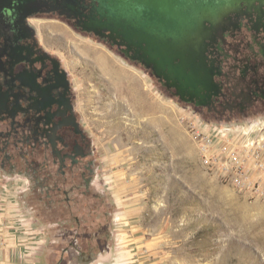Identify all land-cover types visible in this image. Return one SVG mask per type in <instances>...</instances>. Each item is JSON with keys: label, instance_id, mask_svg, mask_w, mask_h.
Instances as JSON below:
<instances>
[{"label": "rangeland", "instance_id": "rangeland-1", "mask_svg": "<svg viewBox=\"0 0 264 264\" xmlns=\"http://www.w3.org/2000/svg\"><path fill=\"white\" fill-rule=\"evenodd\" d=\"M35 25L74 85L110 205L112 259L119 190L138 214L142 242L127 250L131 264H264V117L203 120L115 48L61 20ZM18 189L0 185L9 263L66 264L65 244L27 216Z\"/></svg>", "mask_w": 264, "mask_h": 264}, {"label": "flooded vegetation", "instance_id": "flooded-vegetation-1", "mask_svg": "<svg viewBox=\"0 0 264 264\" xmlns=\"http://www.w3.org/2000/svg\"><path fill=\"white\" fill-rule=\"evenodd\" d=\"M62 2L0 0V185L19 186L23 210L65 244L66 264H98L113 251L110 205L70 74L35 25L54 18L82 33V18L68 17ZM230 22L207 48L216 86L208 106L182 101L157 82L218 124L264 117V0Z\"/></svg>", "mask_w": 264, "mask_h": 264}, {"label": "water", "instance_id": "water-1", "mask_svg": "<svg viewBox=\"0 0 264 264\" xmlns=\"http://www.w3.org/2000/svg\"><path fill=\"white\" fill-rule=\"evenodd\" d=\"M62 1L68 17L82 18V33L116 47L182 101L208 106L216 89L209 42L260 0Z\"/></svg>", "mask_w": 264, "mask_h": 264}, {"label": "crops", "instance_id": "crops-1", "mask_svg": "<svg viewBox=\"0 0 264 264\" xmlns=\"http://www.w3.org/2000/svg\"><path fill=\"white\" fill-rule=\"evenodd\" d=\"M113 193L115 200L117 202L120 201V203H117L118 216L116 220L118 229L116 230V234L114 236L116 238H114L115 250L117 251L118 256L115 259H112V255L114 253L111 252L105 260L98 261V264H108L112 262L111 259L114 260L113 264H131L132 261H130V258L132 256L128 254L127 250L130 248V245H141L140 242H142L141 236L137 234L139 232V227L136 225L138 221V214L135 210L130 208L131 205L129 202L123 201V196L119 190H116ZM133 222H136V224L134 225ZM6 223L0 221V241L2 242V246L0 247V264H10L9 261H11V242L8 239L5 240L8 232L5 227L7 225ZM34 258H37V256ZM31 259H29V261H31ZM24 261L28 260L25 259ZM37 261V259L33 260V262Z\"/></svg>", "mask_w": 264, "mask_h": 264}, {"label": "built area", "instance_id": "built-area-1", "mask_svg": "<svg viewBox=\"0 0 264 264\" xmlns=\"http://www.w3.org/2000/svg\"><path fill=\"white\" fill-rule=\"evenodd\" d=\"M2 246V242L0 241V247Z\"/></svg>", "mask_w": 264, "mask_h": 264}]
</instances>
